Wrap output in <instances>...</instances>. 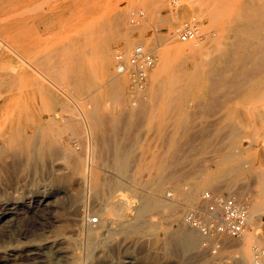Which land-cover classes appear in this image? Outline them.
Returning <instances> with one entry per match:
<instances>
[{
  "label": "rangeland",
  "instance_id": "1",
  "mask_svg": "<svg viewBox=\"0 0 264 264\" xmlns=\"http://www.w3.org/2000/svg\"><path fill=\"white\" fill-rule=\"evenodd\" d=\"M195 2L196 0H0V132L7 133L13 139V142L5 143L0 148V264L237 263L235 259L238 260L239 252L236 244L241 236L226 239L216 250L218 252H214L203 235L199 239L200 245L199 242L197 244L200 247H196L195 252L176 246V240L169 234L190 229L191 225L181 221V215L184 210L197 206L205 192H214L219 196L236 193L239 199H247L250 204L264 200V187L261 186L259 176L261 170L264 171V96L257 98L260 103L247 97V94L255 90L264 92V80L261 81L264 78V46L260 45L264 40L261 37L264 36V28L258 29L248 40L240 35L230 44H222L223 48L216 46L204 54L200 53V56L199 52L191 53L192 45L198 48L220 28V23L210 16L215 7L214 0ZM236 3L250 5L247 6L253 11L252 17L264 18V0H237ZM132 19L135 21L132 22ZM187 27L196 29V38L182 39L181 34ZM125 38L130 39L129 43H126ZM138 44L152 51L157 60L147 75L145 90L133 93L130 90L131 73L117 74L115 57L119 51L128 57ZM175 46H181V50L170 55L169 74L174 77V81L170 85L173 89L166 93L163 81L156 80L154 76L160 65L161 51ZM104 54L112 56L109 72L101 64ZM193 55L197 60H202V75L194 96L189 99L181 127L175 128L177 100L186 82L187 71L193 67ZM116 74L120 77L115 76ZM37 81L40 84H44L41 81H46L45 84L53 82L61 87L66 86L71 98L58 97L47 88L40 91V94ZM245 82H248V86ZM98 86L113 87L118 94L105 91L99 95L97 106L101 110L97 113L98 122L84 114L82 116L85 120L82 116L76 122L69 118L72 131L63 122L40 120L41 114H58L61 111L65 115L74 116V112H79L82 107L81 98ZM174 86H177L176 89ZM156 99H159L158 102ZM170 103L172 108L169 107ZM194 111L197 113L194 114ZM116 114L118 119L114 120L113 116ZM236 120L240 123L244 121V124L241 123L243 127ZM221 128L227 130H220ZM15 130H27L29 137H24ZM43 140L52 141L53 150L43 149ZM110 141L114 147L109 144ZM122 145L124 148L120 147ZM27 147L33 154L25 150ZM227 148L240 155V168L237 171L226 172L217 165V160L223 157ZM33 150L38 151V154ZM53 151L61 155L57 157ZM116 151L126 161L128 157L127 164H130L126 165L125 171L114 168ZM33 158L35 163L31 161ZM78 163L79 168L76 169ZM110 166L112 172L109 170ZM209 174L217 175V178L214 176L216 182L212 180L211 185L191 191L190 187L197 186L198 182L197 187L200 188L202 180ZM160 176L170 179L166 181L160 179ZM117 181L121 182L119 187ZM155 184L161 188V192L159 190L156 195L161 202L158 208L149 211L140 221L136 218L134 209L141 205V196L151 192ZM110 208L112 211H109ZM77 209L80 213H77ZM260 213V232L254 235L255 244L261 241L264 244V206ZM92 218H97L98 222L90 225ZM248 224V230L253 231L250 222ZM133 226L142 229L135 230ZM64 230L66 234L63 233ZM91 241L97 246L91 247ZM177 247L185 253L181 255V250ZM192 254L194 257L190 256Z\"/></svg>",
  "mask_w": 264,
  "mask_h": 264
},
{
  "label": "bare ground",
  "instance_id": "2",
  "mask_svg": "<svg viewBox=\"0 0 264 264\" xmlns=\"http://www.w3.org/2000/svg\"><path fill=\"white\" fill-rule=\"evenodd\" d=\"M199 1V0H198ZM211 1V0H210ZM237 1V0H236ZM236 1L235 0H214V5H215V7H213L214 9H212V12H211V14L212 15H210V16H212L214 19H215V21L217 22V23H220V28L219 29H217L216 31V33H214V35H212V36H210V37H208L198 48L196 47H192L191 46V48H190V51H191V53H195V52H199V56H200V53H206V52H208V51H210L211 49H213L214 47H218V48H220V46H221V48H223L222 47V44L224 45V44H230L233 40H235V39H237L238 38V36H243V37H245V39H249L253 34H255V32H257L258 31V29H263L264 28V18L263 17H260V16H258V17H252V12L253 11H251L250 10V8L248 7V6H250V5H246V4H241V3H236ZM196 2H197V0H196ZM195 2V3H196ZM207 2H209V1H207ZM213 2V1H212ZM178 3V2H177ZM198 3V2H197ZM207 5H209V4H207ZM201 6H202V4H201ZM213 6V5H212ZM261 7V6H260ZM212 8V7H211ZM216 8V9H215ZM255 9V8H254ZM260 10V9H259ZM201 11V10H200ZM202 12V11H201ZM141 13V12H140ZM213 14H214V16H213ZM12 16V15H11ZM204 16V15H203ZM207 16V15H206ZM209 16V17H210ZM201 17V16H200ZM202 18V17H201ZM200 18V19H201ZM207 18V17H206ZM213 23V22H212ZM211 24V23H210ZM248 24H254L255 26L254 27H250ZM212 26V25H211ZM213 27V26H212ZM211 27V28H212ZM206 28V27H205ZM205 28H201L202 30L204 29L205 30ZM207 29V28H206ZM214 29V28H213ZM201 30V32H204V31H202ZM210 31V30H209ZM209 31H207V32H209ZM262 37V39H263V37L264 36H261ZM124 38V37H123ZM125 41H126V43H129V41H130V39L129 38H125L124 39ZM133 40V39H132ZM246 43V42H245ZM139 45H141V44H139ZM260 45L263 47L264 46V40L263 41H261L260 42ZM143 46V45H142ZM238 47V46H237ZM144 48V47H143ZM134 49V48H133ZM148 49V48H147ZM259 49V48H258ZM88 50V49H87ZM180 50H181V46H175V47H169V48H167V49H164V50H162L161 51V53H160V65H159V67H158V69H157V72H156V74H155V78H156V80H162L163 81V84H164V87H166L165 89H167V91H166V93L170 90L171 91V89H173V88H170V85H171V83H172V80H173V76H171L170 74H169V69H170V64H171V53L172 52H180ZM263 51V50H262ZM184 52V51H183ZM234 52V51H233ZM236 52V51H235ZM259 52V51H258ZM87 53V52H86ZM131 53V52H130ZM189 53V52H188ZM89 54V53H88ZM186 54V53H185ZM198 54V53H197ZM256 54V53H255ZM261 55V54H260ZM126 56V55H125ZM240 56V55H239ZM55 57V56H54ZM115 58H117V57H115ZM207 58H209V57H207ZM255 58H257V57H255ZM59 61V60H58ZM61 61V60H60ZM59 61V62H60ZM191 61H192V64H193V67H192V69L191 70H188L187 71V79H186V82L184 83V85H183V87H182V91H181V94H180V96H179V98H178V100H177V103H178V109H177V118H176V120H175V128H178V127H181V125H182V123H183V119H184V114L186 113V111H187V104H188V102H189V99H191L193 96H194V93H195V89L197 88V86H198V83H199V81H200V79H201V70H202V60H197L195 57H194V55H193V57H191ZM204 61V60H203ZM207 61V60H206ZM224 61H225V59H224ZM237 61V60H236ZM62 62V61H61ZM207 62H209V61H207ZM226 62V61H225ZM65 63V62H64ZM64 63H62V65H64ZM213 63V62H212ZM241 63V62H240ZM68 64H69V61H68ZM102 65H103V68H104V70L105 71H107V72H109L110 70H111V65H112V56H111V54H104L103 55V58H102V63H101ZM116 64V63H115ZM156 65V64H155ZM247 65V64H246ZM174 66V65H173ZM205 66H207L206 64H205ZM212 66V65H211ZM258 66V65H257ZM176 67V66H175ZM177 68V67H176ZM156 69V68H155ZM115 70H116V72H117V74H121V73H119V71H118V69H117V65L115 66ZM179 70V69H178ZM249 70H251L250 68H249ZM256 71V70H255ZM261 71H263V70H261ZM76 72V71H75ZM79 72V71H78ZM115 72V71H114ZM243 72H244V70H243ZM80 73V72H79ZM203 73H205L204 72V70H203ZM245 73V72H244ZM257 73H259V71L257 72ZM114 74V73H113ZM115 75V76H117V77H120V75ZM149 74H150V72H149ZM152 74V73H151ZM206 74V73H205ZM218 74H219V72H218ZM246 74V73H245ZM247 74H249L248 72H247ZM40 75H42V74H40ZM173 75H175V74H173ZM212 75H213V73H212ZM177 76V75H176ZM207 76V75H206ZM70 77V76H69ZM83 77H84V75H83ZM151 77V76H150ZM246 77V76H245ZM41 78H43V77H41ZM207 78V77H206ZM203 79V78H202ZM207 79H209V78H207ZM211 79H212V77H211ZM91 80H94V79H92L91 78ZM245 80V79H244ZM246 80H248V78L246 79ZM245 80V81H246ZM262 80H264V78L262 77L261 78V81ZM174 81V80H173ZM216 81H218V78L216 79ZM260 81V80H259ZM38 82V81H37ZM42 83H44V84H40L39 82V87L37 88V90H39V93H40V91H42V90H45L46 88L47 89H49L53 94H55L56 96H58V97H61V98H64V97H70V95H69V91H68V89H67V87L66 86H64V87H61V86H59V85H57L56 83H53V82H49L48 84H45V82L46 81H41ZM215 82V81H214ZM220 82H221V80H220ZM37 83V84H38ZM246 83V82H245ZM248 83V82H247ZM246 83V84H247ZM83 84V83H82ZM212 84V83H211ZM210 84V85H211ZM246 84H245V87H246ZM73 85V84H72ZM112 85V84H111ZM71 86V85H70ZM201 86V85H200ZM247 86H248V84H247ZM35 87V86H34ZM75 87V86H74ZM175 87V86H174ZM177 87V86H176ZM176 87L174 88V89H176ZM180 87V86H179ZM157 88V87H156ZM163 88V87H162ZM212 88H215V87H212ZM262 88V87H261ZM113 87H102V86H98V87H96L92 92H90L88 95H86V96H84V97H82L81 98V104L80 105H82V107L80 108V111L79 112H74V116L73 115H65V114H63V113H58L57 114V112H53L52 114H48V115H45V114H41L40 115V120L42 121V122H46L47 120H49V121H53V122H55V123H60V122H63L64 123V125L67 127V128H70L71 126H72V124L69 122V118L70 119H75V122H76V120H78L79 119V117L80 116H82V114H84V115H86V116H89V117H91V118H93L94 120H97L96 119V117H97V113L101 110L98 106H97V102H98V99H99V95L101 94V93H103V92H105V91H109L110 93H113V94H115V95H118L117 94V90L116 89H113ZM149 89V88H148ZM181 89V88H180ZM243 89V88H242ZM249 89V88H248ZM158 90V89H157ZM206 90H207V88H206ZM211 90V89H210ZM250 91V90H249ZM157 92V91H156ZM179 92V91H178ZM207 92V91H206ZM110 93H108V95L110 94ZM122 93H124V92H122ZM126 93V92H125ZM209 93H210V91H209ZM40 94H42V93H40ZM159 94V93H158ZM215 94V93H214ZM213 94V95H214ZM75 95V94H74ZM112 95V94H111ZM167 95V94H166ZM210 95H211V93H210ZM41 96H43V95H41ZM150 96V95H149ZM157 96V95H156ZM155 96V97H156ZM159 97H160V94L158 95ZM221 96V95H220ZM261 96H264V92H257L256 90L255 91H253V92H250L249 94H247V97L248 98H251V99H256L257 101H258V99L257 98H259V97H261ZM73 97V96H72ZM118 97V96H117ZM166 97H168V96H166ZM210 97V96H209ZM245 97V96H244ZM71 98V97H70ZM80 98V97H79ZM150 98V97H149ZM157 98V97H156ZM215 98V97H214ZM40 99V98H39ZM105 99V98H104ZM118 99H119V97H118ZM117 99V100H118ZM153 99V98H152ZM155 99V98H154ZM170 99H172V97L170 98ZM105 100H107V99H105ZM104 100V101H105ZM126 100V99H125ZM157 100H159V99H156V102H158ZM229 101H230V99H228ZM255 100V101H256ZM214 101V100H213ZM253 101V100H252ZM41 102H43V100H41ZM123 102V101H122ZM146 102V101H145ZM148 102V101H147ZM164 102V101H163ZM174 102V101H173ZM176 102V101H175ZM174 102V104H176ZM202 102V101H201ZM231 102V101H230ZM259 102V101H258ZM257 102V103H258ZM47 103V102H46ZM63 103V102H62ZM100 103H101V101H100ZM118 103V102H117ZM134 103V102H133ZM223 103V102H222ZM260 103V102H259ZM259 103H258V105H259ZM77 104V103H76ZM104 104V103H103ZM173 104V105H174ZM211 104H212V102H211ZM215 104V103H214ZM43 105L45 106V104L43 103ZM89 105H91L90 106V108L88 107ZM119 105H120V103H119ZM124 105H125V103H124ZM166 105V104H165ZM199 105H201V104H199ZM234 105V104H233ZM253 105V104H252ZM251 105V106H252ZM74 106V105H73ZM103 106V105H102ZM104 106H105V104H104ZM152 106V105H151ZM204 106V105H203ZM213 106V105H212ZM255 106H257L256 104H255ZM63 107V106H62ZM170 108H172V105H171V103H170V106H169ZM76 108H78V107H76ZM165 108V107H164ZM256 108V107H255ZM83 109V110H82ZM132 109V108H131ZM151 109V108H150ZM158 109V108H157ZM200 109V108H199ZM206 109V108H205ZM14 110V109H13ZM65 110V109H64ZM168 110H170V109H168ZM204 110V109H203ZM202 110V111H203ZM259 110H260V107H259ZM70 111V110H69ZM136 111V110H135ZM153 111V110H152ZM214 111V110H213ZM258 111V110H257ZM195 112V111H194ZM255 112H256V110H255ZM258 112H260V111H258ZM197 112H195L194 114H196ZM228 113V112H227ZM19 114V113H18ZM17 114V115H18ZM124 114V113H123ZM144 114V113H143ZM149 114H150V112H149ZM163 114V113H162ZM193 114V115H194ZM225 114V113H224ZM255 114V113H254ZM258 114V113H257ZM107 114H105V116H106ZM145 115V114H144ZM152 115V114H151ZM192 115V114H191ZM192 115V116H193ZM230 115H232V114H230ZM19 117H20V115H18ZM140 116V115H139ZM138 116V117H139ZM156 116V115H155ZM175 116V115H174ZM207 116V115H206ZM222 116H223V114H222ZM83 117V116H82ZM114 118V120H117L118 119V116H117V114L116 115H114L113 116ZM126 117V116H125ZM143 117H145V116H143ZM191 117V116H190ZM197 117V116H196ZM196 117H194V118H196ZM232 117V116H231ZM15 118V117H14ZM13 118V119H14ZM17 118V117H16ZM27 118V117H26ZM84 118V117H83ZM148 118V117H147ZM172 118H173V115H172ZM224 118V117H223ZM20 119V118H19ZM119 119H121V117L119 116ZM84 120H85V118H84ZM87 120V119H86ZM213 120V119H212ZM230 120V119H229ZM24 121V120H23ZM92 121V120H91ZM120 121V120H119ZM188 121V120H187ZM191 121V120H190ZM198 121V120H197ZM237 122H238V120H236ZM17 122V121H16ZM95 122V121H94ZM97 122H98V120H97ZM109 122V121H108ZM210 122V121H209ZM244 121H241V123H243ZM14 123H15V121H14ZM89 123V122H88ZM120 124H121V121L119 122ZM188 123V122H187ZM186 123V124H187ZM205 123V122H204ZM240 122H238V124H239ZM240 123V124H241ZM16 124V123H15ZM38 124V123H37ZM47 124H48V122H47ZM106 124V123H105ZM108 124V123H107ZM212 124H214V122H212ZM244 124V123H243ZM31 125V124H30ZM185 125V124H184ZM189 125H190V123H189ZM109 126V125H108ZM120 126V125H119ZM196 126V125H195ZM202 126V125H201ZM214 126V125H213ZM240 126V125H239ZM241 126H242V124H241ZM93 127H95V126H93ZM97 127H98V125H97ZM140 127V126H139ZM200 127V126H199ZM243 127V126H242ZM53 128V127H52ZM72 128V127H71ZM70 128V129H71ZM189 128V127H188ZM195 128V127H194ZM204 128V127H203ZM241 128V127H240ZM64 129H66V128H64ZM153 129V128H152ZM187 129V128H186ZM199 129V128H198ZM242 129V128H241ZM83 130V129H82ZM170 130V129H169ZM169 130H167V131H169ZM192 130V129H191ZM220 130H227V128H221ZM232 130V129H231ZM16 132L18 131V133H21L22 134V136H24V137H29V135L28 134H30V133H28L27 132V130H15ZM44 131V130H43ZM52 131V130H51ZM66 131V130H65ZM72 131H73V128H72ZM105 131H107V130H105ZM116 131H118V130H116ZM133 131H135V130H133ZM171 131V130H170ZM193 131V130H192ZM38 132V131H37ZM86 132V131H85ZM188 132V131H187ZM12 133V132H11ZM73 133V132H72ZM75 133H77V131H75ZM110 133V132H109ZM119 133V132H118ZM132 133V132H131ZM134 133V132H133ZM169 133V132H168ZM186 133V132H185ZM220 133V132H219ZM233 133V132H232ZM37 134V133H36ZM90 134V133H89ZM92 134V133H91ZM108 134V133H107ZM111 134V133H110ZM116 134V133H115ZM126 134V133H125ZM139 134V133H138ZM141 134V133H140ZM224 134V133H223ZM222 134V135H223ZM72 135V134H71ZM73 135H74V133H73ZM77 135V134H76ZM117 135V134H116ZM137 135V134H136ZM21 136V135H20ZM60 136V135H59ZM78 136H79V134H78ZM97 136V135H96ZM102 136H103V134H102ZM135 136V135H134ZM18 137V136H17ZM23 137V138H24ZM85 137V136H84ZM104 137V136H103ZM225 137V136H224ZM54 138V137H53ZM76 138H77V136H76ZM92 138H93V135H92ZM134 138V137H133ZM236 138V137H235ZM128 139V138H127ZM138 139V138H137ZM21 140V139H20ZM48 140V139H47ZM47 140H43V146H44V148L43 149H52V147H51V145H52V141H47ZM134 140V139H133ZM181 140V139H180ZM23 141H25V139H23ZM56 141V140H55ZM54 141V142H55ZM78 141H79V139H78ZM85 141V140H84ZM87 141H88V139H87ZM112 141V140H111ZM111 141H110V145H112V143H111ZM183 141V140H182ZM9 142L11 143V142H13V139L9 136V135H7V133H2V132H0V148L5 144V143H7V144H9ZM57 142V141H56ZM119 142V141H118ZM177 142V141H176ZM39 143V142H38ZM62 143H63V141H62ZM79 143V142H78ZM82 143V142H81ZM80 143V144H81ZM113 143H114V141H113ZM15 145H16V142L14 143ZM21 144H22V142H21ZM60 144V143H59ZM124 144V143H123ZM184 144V143H183ZM232 144V143H231ZM14 145V146H15ZM36 145H37V143H36ZM39 145V144H38ZM109 145V146H110ZM117 145H120V143H117ZM178 145V144H177ZM180 145V144H179ZM57 146H58V144H57ZM113 146V145H112ZM124 146H126V145H124ZM231 146V145H230ZM233 146V145H232ZM8 147V146H7ZM30 147V146H29ZM60 147V146H59ZM74 147V146H73ZM72 147V148H73ZM114 147V146H113ZM120 147H123V145L122 146H120ZM176 147V146H175ZM243 147V146H242ZM124 148V147H123ZM4 149V148H3ZM2 149V150H3ZM15 149V148H14ZM29 148L27 147L25 150L27 151ZM37 149V148H36ZM41 149V148H40ZM58 149H60V148H58ZM74 149V148H73ZM82 149V148H81ZM116 149V148H115ZM222 149V148H221ZM44 150V151H45ZM53 150V149H52ZM51 150V151H52ZM54 150L57 152V150L54 148ZM118 150V149H117ZM227 151L225 152V154L223 155V157L220 159V160H217L218 162H217V165H218V167L221 169V170H224V171H237V170H239V168H240V165H239V153H237V152H234V151H232V150H229V148H227L226 149ZM8 151V150H7ZM19 151V150H18ZM23 151V150H22ZM26 151H23V152H25V154L27 153ZM28 151H30V150H28ZM34 152H36L35 150H33ZM50 151V152H51ZM55 151H53L54 153H56ZM59 151H61V150H59ZM82 151V150H81ZM111 151V150H110ZM214 151V150H213ZM13 153H14V151H12ZM38 152V151H37ZM36 152V153H37ZM86 152V151H85ZM84 152V153H85ZM114 152V151H113ZM124 152H125V149H124ZM128 152V151H127ZM126 152V153H127ZM3 153V152H2ZM5 153H6V151H5ZM30 153H31V151H30ZM36 153H34V155L36 154ZM58 153V152H57ZM56 153V154H57ZM83 153V152H82ZM112 153V152H111ZM122 153V152H121ZM1 154V153H0ZM31 154H33V152L31 153ZM38 154V153H37ZM40 154H42V153H40ZM44 154H46V153H44ZM48 154H50V153H48ZM81 154V153H80ZM2 155V154H1ZM0 155V156H1ZM5 155V154H4ZM8 155V154H7ZM14 155V154H13ZM19 155H20V153H19ZM26 155H28V154H26ZM25 155V156H26ZM33 155V156H34ZM59 155H61V153L59 154ZM58 154H57V157L59 156ZM71 155V154H70ZM128 155L130 156V154H129V152H128ZM33 156H31V157H33ZM67 156V155H66ZM82 156H83V154H82ZM126 156H127V154H126ZM221 156V155H220ZM10 157V156H9ZM12 157V156H11ZM41 157H43V155H41ZM45 157V156H44ZM50 157V156H49ZM62 157V156H61ZM64 157V156H63ZM170 157V156H169ZM172 157L173 156H171V159H172ZM1 158V157H0ZM4 158H6V157H4ZM20 157H18V159H19ZM39 158H40V156H39ZM220 158V157H219ZM15 159V158H14ZM25 159V158H24ZM32 159V158H31ZM45 159V158H44ZM51 159V158H50ZM79 159V158H78ZM77 159V160H78ZM87 159V158H86ZM175 159V158H174ZM178 159V158H177ZM184 159V158H183ZM218 159V158H217ZM2 160H4V159H2ZM29 160H30V158H29ZM36 160H37V157H36ZM41 160V159H40ZM43 160V159H42ZM62 160V159H61ZM66 160V159H65ZM98 160H100V159H97V161ZM112 160V159H111ZM130 160V159H129ZM215 160L216 159H214V161L213 162H215ZM5 161V160H4ZM31 161H33L34 163H35V161H34V158H33V160H31ZM49 161V160H48ZM53 161V160H52ZM81 161V160H80ZM103 161V160H102ZM108 161V160H107ZM110 161V160H109ZM127 161H128V157H127ZM127 161H126V158L123 156V155H121V154H118L117 153V151H116V154H115V161H113L114 162V168H116V170H118V171H121V170H124L125 169V167H126V165H129L130 164V162H129V164H127ZM165 161V160H164ZM169 161V160H168ZM175 161H176V159H175ZM7 162V161H6ZM26 162V161H25ZM49 162H51V160L49 161ZM101 162V161H100ZM111 163H112V161H110ZM4 163V162H3ZM22 163V162H21ZM27 163V162H26ZM61 163H63V162H61ZM99 163V162H98ZM107 163V162H106ZM134 163V162H133ZM164 163V162H163ZM176 163V162H175ZM16 164V163H15ZM32 164V163H31ZM55 164V163H54ZM53 164V165H54ZM59 164V163H58ZM64 164V163H63ZM79 164L80 163H78V164H76V169L77 168H79ZM100 164H102V163H100ZM110 163L108 162V165H109ZM155 164L157 165V160H156V162H155ZM2 165V164H1ZM4 165H5V163H4ZM27 165V164H26ZM35 165V164H34ZM164 165V164H163ZM197 165V164H196ZM244 165V164H243ZM14 166V165H13ZM31 166V165H30ZM36 166V165H35ZM66 166V165H65ZM82 166V165H81ZM96 166V165H95ZM104 166H106V165H104ZM75 167V166H74ZM84 167V166H83ZM111 167V166H110ZM137 167V166H136ZM153 167V166H152ZM155 167V166H154ZM197 167V166H196ZM81 168V167H80ZM100 168V167H99ZM66 170V169H65ZM75 170V169H74ZM97 170H99V169H97ZM110 171L112 170V167H111V169H109ZM126 170V169H125ZM124 170V171H125ZM169 170V169H168ZM219 170V169H218ZM243 170V169H242ZM246 170H248V169H246ZM203 171V170H202ZM201 171V172H202ZM245 171V170H244ZM77 172V171H76ZM101 172V171H100ZM112 172V171H111ZM110 172V173H111ZM117 172V171H116ZM152 172V171H151ZM168 172H170V171H168ZM191 172H192V170H191ZM195 172V171H194ZM81 173V172H80ZM177 173V172H176ZM197 173V172H196ZM113 174V173H112ZM126 174V173H125ZM223 174H226V173H223ZM74 175V174H73ZM172 175V174H171ZM181 175V174H180ZM179 175V176H180ZM202 175V174H201ZM216 175V174H215ZM215 175H213V174H209V175H207L203 180H202V182H201V186H200V188L199 187H197L198 185H199V182H198V185L196 186V185H193L192 187H190L191 188V191H197V190H200L201 189V187H204V186H208V185H211L210 183H211V181L213 180V182H216V180L214 181V176ZM221 175V174H220ZM80 176H82V174L80 175ZM186 175H184V177H185ZM196 176V175H195ZM195 176H194V179H195ZM198 176V175H197ZM217 176V175H216ZM215 176V177H216ZM260 183H261V186L262 187H264V171H262L261 170V173H260ZM123 177V176H122ZM81 178V177H80ZM112 178H113V176H112ZM125 178V177H124ZM165 178V179H164ZM164 178L162 177L161 178V176H160V179H163V180H166V179H170V178H167L166 176H164ZM177 178V177H176ZM217 178V177H216ZM215 178V179H216ZM152 179V178H151ZM179 179V178H178ZM98 180H99V178H98ZM119 180V179H118ZM193 180V179H192ZM100 181V180H99ZM160 181V180H159ZM166 181H168V180H166ZM97 182V181H96ZM114 182V181H113ZM122 182H123V180H122ZM154 182H155V180H154ZM165 182V181H164ZM175 182H176V180H175ZM159 183V182H158ZM192 183V182H191ZM95 184V183H94ZM106 184H107V182H106ZM111 184V183H110ZM117 186L119 187V185H121V182H119V181H117ZM126 184V183H125ZM189 184V183H188ZM191 185V184H190ZM230 186H231V184H229ZM228 185V186H229ZM109 186H111V185H109ZM162 186H163V184H162ZM188 186V185H187ZM229 186V187H230ZM233 186V185H232ZM103 187V186H102ZM117 187V188H118ZM107 188V187H106ZM148 188H149V186H148ZM121 189H122V187H121ZM153 190L151 191V192H149L148 194H144V195H142L141 196V205L139 206V207H135L136 209H134V210H136V218L138 219V220H140L145 214H147L149 211H151V210H153L154 208H158V204H159V202H161V201H159V199H157V197H156V195L158 194V191L161 189H159V187L155 184L154 186H153V188H152ZM242 189V188H241ZM99 190H101V189H99ZM148 190V189H147ZM212 190H214V189H212ZM258 190H259V185H258ZM260 190H262V188L260 189ZM97 191V190H96ZM103 191V190H102ZM145 191V190H144ZM98 192V191H97ZM117 192H118V190H117ZM160 192H161V190H160ZM263 192V191H262ZM192 193V192H191ZM214 193V192H213ZM261 193V192H260ZM108 194H110V193H108ZM115 194V193H114ZM215 194V193H214ZM232 194V193H231ZM234 194V193H233ZM263 193H261V195H262ZM111 195V194H110ZM187 195H190V194H187ZM186 195V196H187ZM234 195H237L236 193L234 194ZM74 196V195H73ZM79 196V195H78ZM98 196H99V194H98ZM44 197V196H43ZM80 197V196H79ZM112 197V196H111ZM117 197H119V196H117ZM238 197V196H237ZM261 197V196H260ZM71 198V197H70ZM74 198V197H73ZM109 198H110V196H109ZM116 198V197H115ZM125 199V198H124ZM123 199V200H124ZM188 199H189V197H188ZM259 199V198H258ZM160 200H161V198H160ZM81 201V200H80ZM121 201V200H120ZM139 201V202H140ZM257 201V200H256ZM14 202V201H13ZM47 202V201H46ZM45 202V203H46ZM73 202H74V200H73ZM77 202V201H76ZM124 202V201H123ZM198 202V201H197ZM250 202V201H249ZM44 203V204H45ZM75 203V202H74ZM120 203H122V202H120ZM127 203V202H126ZM192 203V202H191ZM7 204V203H6ZM55 204V203H54ZM73 204V203H72ZM124 204V203H123ZM123 204H121V206L123 207ZM130 204H131V202H130ZM8 205V204H7ZM18 205V204H17ZM21 205V204H20ZM47 205V204H46ZM107 205H108V202H107ZM161 205V204H160ZM160 205H159V207H160ZM38 206V205H37ZM74 206V205H73ZM76 206V205H75ZM79 206V205H78ZM134 206V205H133ZM250 206H251V209H250ZM264 206V200H258L257 202H255V203H252V204H250L249 203V215H248V222H247V224L250 222V225L252 226V228H253V231H249L248 230V228L246 227L245 228V230L243 231V233L241 234V239H240V241H239V243H237L236 244V248H237V250H238V252H239V257H238V260H237V258L236 257H234V258H236L235 260L237 261V263H238V261H239V263L238 264H264V244H262L261 242V240H259V241H261L260 243H257V244H255V242H254V240H253V238H254V235L259 231L260 232V230H259V218H258V216H259V213L261 212V208ZM82 207V206H81ZM109 207V206H108ZM132 207V206H131ZM130 207V208H131ZM76 208V207H75ZM78 208H80V206L78 207ZM113 208V207H112ZM112 208H110V210L109 211H112ZM17 209V208H16ZM74 209V208H73ZM114 209H115V207H114ZM78 210V212L77 213H80L79 212V209H77ZM81 211V210H80ZM154 211V210H153ZM74 212H76V211H74ZM105 212V211H104ZM103 212V213H104ZM77 213H76V215H77ZM82 213V212H81ZM99 214H100V212H99ZM111 214V213H110ZM117 214V213H116ZM261 214V213H260ZM79 215V214H78ZM77 215V216H78ZM104 215V214H103ZM119 215V214H118ZM150 215V214H149ZM80 216V215H79ZM261 216V215H260ZM13 217V216H12ZM11 217V218H12ZM60 217V216H59ZM73 217V216H72ZM2 218V217H1ZM14 218V217H13ZM79 218H81V217H79ZM262 218V217H261ZM73 219V218H72ZM122 219V218H121ZM76 220V219H75ZM85 220V219H84ZM110 220V219H109ZM126 220V219H125ZM262 220V219H261ZM118 221V220H117ZM141 221V220H140ZM108 222H110V221H108ZM119 222H121V221H119ZM125 222H127V221H125ZM144 223H145V221H144ZM89 224L90 225H92V223L91 222H89ZM103 224V223H102ZM122 224V223H121ZM88 225V224H87ZM94 225V224H93ZM139 226H140V223L138 224ZM249 225V224H248ZM104 226V225H103ZM108 226H110V225H108ZM128 226L129 227H131V224H128ZM127 226V227H128ZM144 226V225H143ZM89 227V226H88ZM96 227V226H95ZM128 227V228H129ZM134 227V226H133ZM75 228V227H74ZM73 228V229H74ZM93 228V227H92ZM110 228H111V226H110ZM115 228V227H114ZM113 228V229H114ZM132 228V227H131ZM131 228H129L130 230H132ZM135 228V227H134ZM133 228V229H134ZM72 229V228H71ZM76 229H78V228H76ZM138 228H137V226H136V228H135V230H137ZM140 229H142V227H140L138 230H140ZM145 228H143V230H144ZM75 230V229H74ZM96 230V229H95ZM107 230V229H106ZM116 230H120V229H117L116 228ZM125 231L127 230V229H124ZM125 231H124V233H125ZM128 231V230H127ZM170 231V230H169ZM175 231V230H174ZM60 232V231H59ZM62 232V231H61ZM65 232V230L63 231V233ZM120 232V231H119ZM119 232H118V234H119ZM136 232V231H135ZM134 232V233H135ZM90 233V232H89ZM115 233V232H114ZM117 233V232H116ZM115 233V234H116ZM122 233V232H121ZM139 233V232H138ZM61 235H62V233H60ZM64 234H66V233H64ZM68 234H70V232H68ZM67 234V235H68ZM71 234H72V232H71ZM93 234V233H92ZM55 235V234H54ZM77 235H79V234H77ZM94 235V234H93ZM171 237L173 236V239H175L176 240V242L175 243H177V245L176 246H181V249H184V250H195V248L197 247H200V246H197V244H198V242H199V239L200 238H202L203 237V234L201 233V231H199V229H197V228H195V227H193V226H191L190 227V229H188V230H177V231H175V232H171L170 234H169ZM57 236V235H56ZM63 236V235H62ZM71 236V235H70ZM89 236V235H88ZM95 236V235H94ZM93 236V237H94ZM107 236H109L110 237V235H107ZM58 237V236H57ZM92 237V236H91ZM92 237V238H93ZM97 237V236H96ZM95 237V238H96ZM109 237H106V238H109ZM118 237V236H117ZM119 237H121V236H119ZM94 238V239H95ZM104 238V237H103ZM205 238V237H204ZM57 239V238H56ZM65 240L67 239L68 240V238H64ZM227 239H230V238H227ZM50 240V239H49ZM64 240V241H65ZM79 240V239H78ZM78 240H77V242H78ZM98 240V239H97ZM103 240V239H102ZM107 240V239H106ZM119 239L117 238V241H118ZM167 240V239H166ZM226 240V239H225ZM232 240V239H231ZM230 240V241H231ZM53 241V240H52ZM63 241V242H64ZM111 241H112V239H111ZM121 241V240H120ZM171 241H173V240H171ZM171 241H169V242H171ZM264 241V240H263ZM43 242V241H42ZM89 242V241H88ZM92 242V241H91ZM99 242V241H98ZM101 242V241H100ZM115 242V241H114ZM174 242V241H173ZM204 242V241H203ZM227 242V241H226ZM237 242V241H236ZM67 243H68V245L70 246V244H69V242L67 241ZM107 243V242H106ZM109 243H110V241H109ZM52 244V243H51ZM55 244V243H54ZM99 244V243H98ZM101 244H103V243H101ZM170 244V243H169ZM227 244V243H226ZM39 245V244H38ZM65 245V244H64ZM72 245L73 244H71V247H72ZM96 244H95V242H92L91 243V247H93V246H95ZM171 245H172V242H171ZM199 245H200V242H199ZM68 246V247H69ZM97 246V245H96ZM99 246H101V245H99ZM98 246V247H99ZM112 246V245H111ZM114 246H116V245H114ZM167 246V245H166ZM169 246V245H168ZM232 245H231V243H230V246L229 247H231ZM4 247V246H3ZM12 247V246H11ZM49 247V246H48ZM70 247V248H71ZM108 247V246H107ZM110 247V246H109ZM120 247V246H119ZM228 247V248H229ZM35 248V247H34ZM33 248V249H34ZM117 248H118V246H117ZM169 248V247H168ZM178 248V247H177ZM73 249L75 250V248L73 247ZM90 249V248H89ZM88 249V250H89ZM96 249H99V248H96ZM110 249H112L111 247H110ZM173 249V248H172ZM172 249L170 250V251H172ZM175 249H176V247H175ZM178 249H180V248H178ZM180 249V250H181ZM219 249V248H218ZM233 249H234V247H233ZM5 250V249H4ZM38 250V249H37ZM66 250H67V247H66ZM70 250V249H69ZM102 250H104L103 248H102ZM109 250V249H108ZM169 250V249H168ZM180 250H177V252L179 251L180 252ZM221 250V249H220ZM52 251V250H51ZM63 251H65V250H63ZM93 251V250H92ZM190 251V252H191ZM235 251V250H234ZM173 252H176V251H174V249H173ZM178 252V253H179ZM195 252H196V250H195ZM202 252V251H201ZM216 252H218V251H216ZM236 252V251H235ZM234 252V253H235ZM71 253V252H70ZM69 253V254H70ZM87 253H88V251H87ZM90 253V252H89ZM181 255H183V253H185V251L182 253V250H181ZM199 253H200V251H199ZM187 254V253H186ZM189 254H191V253H189ZM16 255V254H15ZM95 255H97V254H95ZM102 255V254H101ZM71 257H72V254L70 255ZM190 256H193V254L192 255H190ZM201 256H203L202 254H201ZM235 256V255H234ZM6 256H4V258H5ZM48 257V256H47ZM52 257V256H51ZM75 257V256H74ZM90 257H92V256H90ZM104 257V256H103ZM194 257V256H193ZM204 257V256H203ZM202 257V258H203ZM12 258V257H11ZM67 258H69L68 256H67ZM73 258V257H72ZM88 258V257H87ZM86 258V259H87ZM102 258V257H101ZM180 258V257H179ZM221 258H222V256H221ZM225 258V257H224ZM48 259H49V257H48ZM70 259V258H69ZM73 259H75V258H73ZM106 259V258H105ZM110 259V258H109ZM229 259V258H228ZM77 260V259H76ZM92 260V259H91ZM93 260H96V258L94 259L93 258ZM92 260V261H93ZM111 260V259H110ZM87 261V260H86ZM108 261V260H107ZM2 262V261H1ZM117 262H120V261H117ZM89 263V262H88ZM92 263V262H91ZM90 263V264H91ZM236 263V264H237ZM87 264V263H86ZM117 264V263H116Z\"/></svg>",
  "mask_w": 264,
  "mask_h": 264
},
{
  "label": "built area",
  "instance_id": "3",
  "mask_svg": "<svg viewBox=\"0 0 264 264\" xmlns=\"http://www.w3.org/2000/svg\"><path fill=\"white\" fill-rule=\"evenodd\" d=\"M135 19H132V22ZM183 40L197 37L195 28L187 27L182 32ZM156 56L142 45H136L128 57L118 52L116 65L119 73L130 72V90L133 93L144 91L148 73L156 64ZM197 206L184 210L181 215L183 224L191 225L205 236L206 243L214 252L220 248L225 239L238 238L247 227L249 202L239 199L236 195L219 196L212 192H205ZM92 218L91 223H97Z\"/></svg>",
  "mask_w": 264,
  "mask_h": 264
}]
</instances>
